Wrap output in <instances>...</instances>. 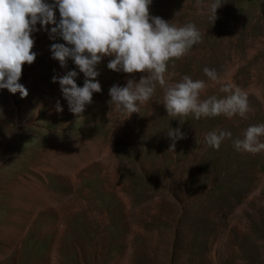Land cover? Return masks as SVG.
Instances as JSON below:
<instances>
[{"label":"rangeland","instance_id":"obj_1","mask_svg":"<svg viewBox=\"0 0 264 264\" xmlns=\"http://www.w3.org/2000/svg\"><path fill=\"white\" fill-rule=\"evenodd\" d=\"M211 2L152 0L151 17L193 23L201 38L130 117L113 111L109 91L148 73L112 71L105 57L94 69L101 91L74 115L58 80L76 71L83 87L85 77L52 58L65 43L54 25L35 26L36 60L19 81L27 97L0 90V264H264V151L233 146L264 124V0H222L214 22ZM184 75L205 81L201 100L240 88L246 118L169 117L165 87ZM177 128L185 138L168 152ZM212 131L232 135L216 149L205 143Z\"/></svg>","mask_w":264,"mask_h":264},{"label":"clouds","instance_id":"obj_2","mask_svg":"<svg viewBox=\"0 0 264 264\" xmlns=\"http://www.w3.org/2000/svg\"><path fill=\"white\" fill-rule=\"evenodd\" d=\"M151 3L152 0H54L51 4L46 0H0V90L27 97L28 91L19 81L23 66L36 60L32 33L38 31L35 27L38 23L52 24L51 34L59 35L65 42L52 44V58L61 67L72 60L85 77L83 87L75 83L76 71L58 80L69 110L74 115L81 114L92 102L93 94L101 91L99 82H93L99 75L94 69L102 59L111 57L107 67L112 71L148 73L139 83L129 79L126 86H113L109 91L113 111L126 113L128 117L138 113L139 105L151 99L156 83L165 85L169 62L185 56L201 38L193 23L176 27L160 17H151ZM222 3V0H212L206 5L213 22ZM196 7H205L203 0H196ZM203 72L211 81H217L214 69L205 67ZM52 82H57L55 76ZM206 86L205 81L193 80L188 75L180 82L167 85L163 104L168 116L181 124L189 115L197 120L220 115L246 118L247 95L240 88L223 86L220 91L228 94L224 98L212 96L201 100L200 94ZM57 111H62L59 103ZM167 135L172 140L168 152H174L176 141L185 136L179 128L170 129ZM231 135V132L212 131L205 135V143L219 149L222 141ZM261 136H264V124L249 126L243 139H236L233 146L238 152L260 153L264 151Z\"/></svg>","mask_w":264,"mask_h":264}]
</instances>
